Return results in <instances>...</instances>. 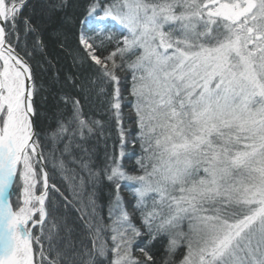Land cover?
I'll list each match as a JSON object with an SVG mask.
<instances>
[{
	"label": "snow or ice",
	"instance_id": "obj_1",
	"mask_svg": "<svg viewBox=\"0 0 264 264\" xmlns=\"http://www.w3.org/2000/svg\"><path fill=\"white\" fill-rule=\"evenodd\" d=\"M49 43L76 72L45 114ZM154 242L264 264V0H0V264H157Z\"/></svg>",
	"mask_w": 264,
	"mask_h": 264
},
{
	"label": "trees",
	"instance_id": "obj_2",
	"mask_svg": "<svg viewBox=\"0 0 264 264\" xmlns=\"http://www.w3.org/2000/svg\"><path fill=\"white\" fill-rule=\"evenodd\" d=\"M79 2L82 5L84 0H79ZM68 11L71 13L72 11H74V9L69 8ZM69 43L71 47L73 48L75 47L74 42L71 40V38ZM47 51H48L47 59L52 61L54 67L51 69L50 72L43 71V74L38 76L37 83L43 85V90L41 92V95L37 98V102L45 114H50L54 110V104L51 94L53 87H55L58 90L61 87V84L63 83V78L70 73L76 72V69L72 66L71 56L68 55L67 52L58 49L56 46L52 45L51 43H49ZM40 59L41 57L37 56V60ZM44 68L45 69L47 68L46 64L44 65ZM39 71L42 70H38V72ZM57 75L60 77V83L53 85L52 78L56 77ZM84 110L87 113L94 114L96 119L103 118L107 120V113L105 111V107L102 101H97L95 98H93L91 103L85 104ZM124 111H125V119L127 120L128 110L125 109ZM49 123H50L49 120L43 118L40 121H38V125L41 128L47 127ZM108 130L110 131V137L107 141V147H108V151L111 152L113 150L114 142L118 141V136L116 129L114 127H111L109 125ZM92 143L96 145V157L98 158V161H102L105 152L104 139L100 138L99 141H96L94 139ZM119 150L120 149L117 143L115 148L117 155L119 153ZM135 151L136 154L139 153L138 149H136ZM130 156H132L131 151L126 153L122 161V163L125 165L127 169H131L135 165V158L134 157L129 158ZM120 194L125 198V200L130 201L132 199L131 192L123 184L120 189ZM144 239L146 240L147 238L145 237ZM150 248L152 250V254L155 255L157 259V264H162V261L166 258L163 245L159 242H154L153 245L150 246ZM182 252L183 249L178 250L177 254L174 257L176 261H178L182 257Z\"/></svg>",
	"mask_w": 264,
	"mask_h": 264
},
{
	"label": "rangeland",
	"instance_id": "obj_3",
	"mask_svg": "<svg viewBox=\"0 0 264 264\" xmlns=\"http://www.w3.org/2000/svg\"><path fill=\"white\" fill-rule=\"evenodd\" d=\"M15 183H16V187L18 188L20 181L17 180ZM11 202L13 203V205H15V203H16V195L15 194L13 195Z\"/></svg>",
	"mask_w": 264,
	"mask_h": 264
}]
</instances>
